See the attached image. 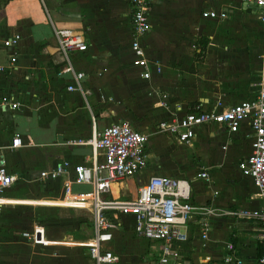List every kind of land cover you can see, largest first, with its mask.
Masks as SVG:
<instances>
[{
	"label": "crops",
	"instance_id": "1",
	"mask_svg": "<svg viewBox=\"0 0 264 264\" xmlns=\"http://www.w3.org/2000/svg\"><path fill=\"white\" fill-rule=\"evenodd\" d=\"M149 3V31L140 42L150 66L158 65L160 73L153 72L145 81L130 50V0H0L4 13L0 19V69H4L0 70V97L13 95L21 104L17 112L0 114V160L15 177L12 186L0 193L12 203L0 211V264H93L84 253L86 241H73L61 228L54 229L68 220H50L60 215L49 208H65L61 180H38L40 172L60 161L70 165L91 161L88 148L66 143L90 138L92 116L96 131L126 121L147 136L146 167L112 185L109 198L135 199L150 177L166 176L187 180L191 202L214 211L208 217L205 240L200 237V216L190 220L189 240L175 245L182 264L224 263L225 247L232 242L244 264H258V225L249 216L259 210L261 202L251 179L238 169L250 153L247 123L234 137L216 127H199L190 145L178 143L157 127L160 121L179 115L176 110L181 106L202 103L208 107L219 98L230 105L254 97L264 58V27H249L256 13L243 0ZM207 10L228 14L224 20L202 18ZM59 29L83 34L86 52L70 55L69 60L72 71L84 75L80 84L86 95L67 89L75 81L67 71L69 64L57 53L55 31ZM222 29H226L224 47L219 44ZM14 35L20 38L17 47L3 49L2 41ZM11 54L16 62L8 73ZM206 68H211L213 81L204 87ZM15 134L23 145L13 150ZM235 163L239 175L233 178L229 170ZM201 171L209 173L208 182L197 178ZM90 189L89 185L73 186L74 193ZM229 208L236 209L241 220L229 217ZM44 216L46 220L38 222ZM121 219L108 245L119 256L117 264H153L157 244L134 235L130 216ZM38 225L47 231L51 241L47 247L22 237ZM73 248L77 249L72 252Z\"/></svg>",
	"mask_w": 264,
	"mask_h": 264
},
{
	"label": "built area",
	"instance_id": "2",
	"mask_svg": "<svg viewBox=\"0 0 264 264\" xmlns=\"http://www.w3.org/2000/svg\"><path fill=\"white\" fill-rule=\"evenodd\" d=\"M213 1V0H206ZM248 7L255 8L258 22L264 27V0H243ZM149 0H130L131 5V43L130 50L135 66L140 70V77L148 81L153 72L160 73L156 64L150 66L146 58L141 40L149 31ZM228 12L207 10L202 18L224 20ZM57 53L63 62L69 64L75 84L67 87L69 91H83L80 80L83 73L72 71L70 55L84 53L87 50L83 34L70 29L55 31ZM19 36H9L1 43L6 50L17 47ZM15 54L10 55L8 73L14 70ZM1 71L4 69L1 68ZM4 71V72H5ZM256 94L236 104L224 105L215 100L212 105L204 107L195 103L178 107L169 120L158 123L159 132L171 136L180 144L190 145L195 131L202 126L216 127L225 131L229 137L240 133L241 126L247 123L250 138V153L238 163V169L244 177L251 179L256 196L261 202L259 210L249 216L258 225V243L263 251L258 264H264V58L257 73ZM21 104L13 95L0 97V114L6 111L17 112ZM92 132L88 140L68 141L69 147H86L91 152V161L79 165H70L65 161L56 163L39 174V181L61 180L62 198L65 207L87 209L92 216L93 235L85 247L93 264H117L119 256L109 248L113 232L121 226V218L130 216L133 219L132 229L137 238L157 244L156 259L153 264H182L175 245L189 240L187 227L195 216H200L199 231L205 240L209 233V215L214 211L207 207H198L191 202L190 184L185 179L166 176H152L147 183L138 189L135 199L121 200L109 198L111 186L125 179L134 177L146 167L148 154L146 151L147 136L134 130L126 122L113 123L102 131H96L95 118L92 116ZM20 135L15 134L10 149L22 147ZM225 149V147H223ZM101 160V161H99ZM0 193L10 188L15 177L10 175L0 160ZM198 179L209 181V173L201 171ZM75 185H89L88 192H73ZM12 205L0 197L2 207ZM205 217V218H204ZM22 237L33 245L47 247L51 244L43 226H34L24 231ZM224 264H244L237 255L235 247L229 243L226 247Z\"/></svg>",
	"mask_w": 264,
	"mask_h": 264
},
{
	"label": "rangeland",
	"instance_id": "3",
	"mask_svg": "<svg viewBox=\"0 0 264 264\" xmlns=\"http://www.w3.org/2000/svg\"><path fill=\"white\" fill-rule=\"evenodd\" d=\"M3 12L0 9V19H2L3 16ZM250 28L252 27H256L257 30L262 29L263 27L260 25V23L258 22L256 17H251L250 18ZM203 24H201L202 26ZM263 30V29H262ZM225 31L226 29H222L221 31H219V34L222 36V42L219 43L222 47L225 46ZM233 35H235L237 37V39L239 40V34L238 32H236L235 30L232 31ZM244 33H241L242 37H243ZM263 34V40H262V56L264 55V30L262 31ZM238 40H236V42H239ZM216 47V46H214ZM261 63L262 59H261ZM262 66V64H261ZM261 69V67H260ZM203 75V84L202 86L206 87V86H210L211 82L213 81V73L211 72V68H206L203 70L202 72ZM196 82H194L193 87L195 88ZM214 84L212 83V86ZM192 91V90H189ZM190 93V92H189ZM191 94V93H190ZM219 101H223V98H219L216 99ZM231 170L230 174L232 175L233 178H236V176L239 175V172L237 170V164H233L230 166ZM229 174V172H228ZM227 183V182H224ZM228 184V183H227ZM76 190H79L76 189ZM36 208H40L36 207ZM41 208H46V207H41ZM49 209H55L54 211L60 215V217H53L50 220H55V219H61V220H68L66 222H60L58 224H55L56 226L54 227V229H56V231H59L60 228L62 229L61 231H64L63 233L69 234L72 236V238L74 239L73 241H77V242H89V238H91V236L93 235V225H92V216L89 210L87 209H79V208H71V207H65V208H59V207H53V208H49ZM229 212V217L231 218H235L237 220H241V218H238V213L236 211V209L233 208H229L228 209ZM44 220H46V217H42L40 220H38V222H44ZM47 232V231H46ZM83 245H87L88 243H82ZM82 245V246H83ZM77 248H73L72 252L75 251ZM84 253L85 255L89 256V251L87 248L84 249Z\"/></svg>",
	"mask_w": 264,
	"mask_h": 264
},
{
	"label": "trees",
	"instance_id": "4",
	"mask_svg": "<svg viewBox=\"0 0 264 264\" xmlns=\"http://www.w3.org/2000/svg\"><path fill=\"white\" fill-rule=\"evenodd\" d=\"M203 51V50H202ZM232 244L234 245V243L232 242ZM263 248L261 246V244L258 243L257 245V259L259 260L262 254Z\"/></svg>",
	"mask_w": 264,
	"mask_h": 264
},
{
	"label": "water",
	"instance_id": "5",
	"mask_svg": "<svg viewBox=\"0 0 264 264\" xmlns=\"http://www.w3.org/2000/svg\"><path fill=\"white\" fill-rule=\"evenodd\" d=\"M252 11H253V13H255V8L252 7ZM221 264H224V263H221Z\"/></svg>",
	"mask_w": 264,
	"mask_h": 264
}]
</instances>
